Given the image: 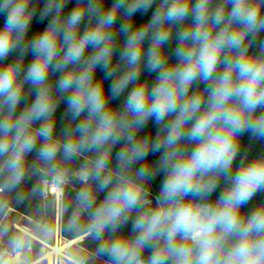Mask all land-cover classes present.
I'll use <instances>...</instances> for the list:
<instances>
[{
  "label": "clouds",
  "instance_id": "clouds-1",
  "mask_svg": "<svg viewBox=\"0 0 264 264\" xmlns=\"http://www.w3.org/2000/svg\"><path fill=\"white\" fill-rule=\"evenodd\" d=\"M69 2L0 0V264H264V0Z\"/></svg>",
  "mask_w": 264,
  "mask_h": 264
},
{
  "label": "trees",
  "instance_id": "trees-1",
  "mask_svg": "<svg viewBox=\"0 0 264 264\" xmlns=\"http://www.w3.org/2000/svg\"><path fill=\"white\" fill-rule=\"evenodd\" d=\"M107 3H111V0H107ZM75 4V0H70L68 6H67V10H70ZM43 7V0H40V3L38 5V12H37V17L33 20V23H32V26H31V29H30V35L34 32H37L39 30H42L48 20L47 18L45 20H40L39 19V10ZM154 7L155 5L153 6V9H150L147 13H137L136 16H135V22L136 24H140V23H143L145 22L146 20H148L151 16V12L152 10H154ZM4 23V17L3 16H0V26H2ZM122 37H121V42H122ZM12 57H10L9 59H11ZM32 59L31 57V54H29L27 57H26V63L30 62ZM103 73L98 70L97 71V76L100 77L102 76ZM149 76V74L147 73V71L144 72L143 76H142V79L143 78H147ZM155 74H151V78H154ZM110 84V81H106L105 82V87H107L108 85ZM123 99V96L120 98V100H117V101H114V103H120V101ZM65 105L62 103L60 105V109H59V113L62 114L64 109H65ZM155 131H156V125L154 124V122L150 121L149 124L146 126L144 132L142 134H152L154 135L155 134ZM242 144H243V148L244 149H248L249 150V158L257 155L258 153H260L261 151H264V141H261V140H252L251 137H250V134L246 133L243 137H242ZM119 145H117V149H119ZM159 156V154H155V155H152L150 154L149 156V159L150 160H155L157 159ZM162 177H163V174H160L159 176H157L153 183H152V191L153 193H157L158 194V191H159V187H160V184H161V181H162ZM223 187V183H221V186L220 188L217 189V191L213 194V199H215V197L219 194V192L221 191ZM101 198H102V194H101ZM260 201H264V192H260V193H257V195L253 198V200L246 206L247 208H252L255 204L259 203ZM22 212H24L26 214V210H22Z\"/></svg>",
  "mask_w": 264,
  "mask_h": 264
},
{
  "label": "bare ground",
  "instance_id": "bare-ground-1",
  "mask_svg": "<svg viewBox=\"0 0 264 264\" xmlns=\"http://www.w3.org/2000/svg\"><path fill=\"white\" fill-rule=\"evenodd\" d=\"M78 242L77 240H67V241H61L59 236L56 238L55 244H51L49 247V251L47 252L46 259L49 260V263H52L54 258L57 256H63L69 258L65 251L67 249H71L74 245H76Z\"/></svg>",
  "mask_w": 264,
  "mask_h": 264
},
{
  "label": "rangeland",
  "instance_id": "rangeland-1",
  "mask_svg": "<svg viewBox=\"0 0 264 264\" xmlns=\"http://www.w3.org/2000/svg\"><path fill=\"white\" fill-rule=\"evenodd\" d=\"M154 194H157V193H154ZM22 210H26L25 208L21 207L20 209L18 210H15V212H13V216H12V219H17L18 217H24L23 215H21V211ZM27 211V210H26ZM17 217V218H16ZM131 225L129 224L128 225V229H130ZM127 230V229H126ZM60 238V237H59ZM61 241H64L63 239L60 238ZM56 242V239L53 241L52 244H55ZM80 245V242H78L76 245H74L71 249H67L65 251V254L69 257L70 256V253L74 252L75 250H77L78 246ZM69 258L67 257H63V256H57L54 258L53 262L52 263H49V260L46 259V264H66V261L68 260Z\"/></svg>",
  "mask_w": 264,
  "mask_h": 264
},
{
  "label": "crops",
  "instance_id": "crops-1",
  "mask_svg": "<svg viewBox=\"0 0 264 264\" xmlns=\"http://www.w3.org/2000/svg\"><path fill=\"white\" fill-rule=\"evenodd\" d=\"M13 212H15V211H13ZM20 213H21V215H23V216H25V215H26V214H25L24 212H22V211H21ZM13 214H14V213H12V216H13ZM16 218H17V217H16ZM18 218H20V219H21V221L23 220V217H18Z\"/></svg>",
  "mask_w": 264,
  "mask_h": 264
}]
</instances>
